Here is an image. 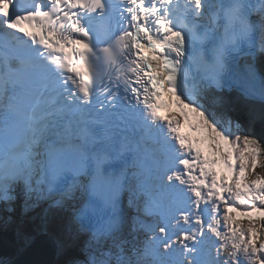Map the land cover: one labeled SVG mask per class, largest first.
Here are the masks:
<instances>
[{
	"label": "snow or ice",
	"instance_id": "snow-or-ice-1",
	"mask_svg": "<svg viewBox=\"0 0 264 264\" xmlns=\"http://www.w3.org/2000/svg\"><path fill=\"white\" fill-rule=\"evenodd\" d=\"M0 264H264V0H0Z\"/></svg>",
	"mask_w": 264,
	"mask_h": 264
},
{
	"label": "bare ground",
	"instance_id": "bare-ground-1",
	"mask_svg": "<svg viewBox=\"0 0 264 264\" xmlns=\"http://www.w3.org/2000/svg\"><path fill=\"white\" fill-rule=\"evenodd\" d=\"M182 119V118H181ZM183 121V120H182ZM188 132V133H187ZM186 133H187V135H189L190 137H192V138H196V137H198V135L197 134H194V133H191L190 131H187ZM205 148V147H204ZM205 151L206 152H208V148L206 147L205 148Z\"/></svg>",
	"mask_w": 264,
	"mask_h": 264
},
{
	"label": "rangeland",
	"instance_id": "rangeland-1",
	"mask_svg": "<svg viewBox=\"0 0 264 264\" xmlns=\"http://www.w3.org/2000/svg\"><path fill=\"white\" fill-rule=\"evenodd\" d=\"M186 129H187V128H186ZM197 135H198V134H197ZM199 138H200V139H202L203 137H202V136H200ZM205 146H207V145H205ZM207 148H208V146H207Z\"/></svg>",
	"mask_w": 264,
	"mask_h": 264
},
{
	"label": "water",
	"instance_id": "water-1",
	"mask_svg": "<svg viewBox=\"0 0 264 264\" xmlns=\"http://www.w3.org/2000/svg\"><path fill=\"white\" fill-rule=\"evenodd\" d=\"M48 258H49V259H51L52 257H51V256H49Z\"/></svg>",
	"mask_w": 264,
	"mask_h": 264
}]
</instances>
